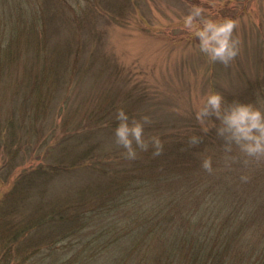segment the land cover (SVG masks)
Listing matches in <instances>:
<instances>
[{
    "label": "trees",
    "instance_id": "16d2710c",
    "mask_svg": "<svg viewBox=\"0 0 264 264\" xmlns=\"http://www.w3.org/2000/svg\"><path fill=\"white\" fill-rule=\"evenodd\" d=\"M131 2L0 0V76L15 75L14 86H0V207L10 203L11 211L25 200L36 203V209H27V222L4 227L6 252L15 246L24 264H264V155H250L226 139L214 114L204 125L194 112L180 121L153 118L144 125V136H159L162 149L136 146L135 158L124 146L104 145L119 124L117 113L109 115L118 87L109 88L110 107L92 110L85 123L68 127L66 114L62 135H55L60 122L45 130L41 118L52 112L47 104L57 90L46 95L40 69L47 68L54 36L66 41L64 48L56 43L52 49L58 58L70 51L75 27L84 35L96 12L119 22L107 12L121 13ZM59 78H52L55 87ZM261 78L246 77L237 91L215 85L224 108L264 96ZM126 97L131 107L121 104L117 111L123 108L134 122L138 99L129 92ZM41 149L54 156L41 162ZM68 165L84 167L92 181L64 199L49 196L37 203L49 187L41 178Z\"/></svg>",
    "mask_w": 264,
    "mask_h": 264
},
{
    "label": "rangeland",
    "instance_id": "374dc122",
    "mask_svg": "<svg viewBox=\"0 0 264 264\" xmlns=\"http://www.w3.org/2000/svg\"><path fill=\"white\" fill-rule=\"evenodd\" d=\"M193 4L202 5L205 16L213 19L232 17L238 21L233 35L238 38L239 52L228 64L210 60L199 49L198 38L183 26V17ZM107 14L115 15L119 22L113 18H100L96 12L88 18L84 35L74 28L69 52L59 54L58 58L56 51L53 52L52 49L57 48L56 43L64 48L66 41L63 42L59 34L54 36L52 46L46 52L49 62L45 60L47 68L40 69L43 77L41 88L47 90L46 95H51L53 91L54 96V90L57 92L47 104L52 112L43 114L41 121L45 123L46 131L53 126L52 121L60 122L56 137L63 134L62 119L66 114L69 115L66 125L72 127L75 122L85 120L92 110L96 112L102 106L110 107L108 101L111 98L108 96L112 92L109 88H119V97L114 101L113 108L110 107L109 115L118 113L117 107L121 104L125 109L131 107L126 97L129 92L134 99H138L139 104L134 111L145 126L148 122L152 123L153 118L165 122L170 119L180 121L183 116L191 118L188 116L193 112L195 121L204 125L205 119L201 122L196 113L207 94L218 91L217 84L237 91L242 88L246 77L252 80L261 75L264 79V0H132L121 13L110 10ZM56 76L60 78L55 87L52 78ZM12 77L15 75L9 72L1 75L0 86H5L7 82L14 86ZM7 88L8 85L6 92ZM243 88L247 89L248 85ZM256 99L250 103L264 109V96ZM145 116L147 120L143 119ZM104 145L108 148L123 146L117 142L115 131L106 137ZM44 150L41 149V162L45 157L49 160V156H54ZM97 151H100L99 148ZM88 172L82 166L72 168L68 165L65 171L41 178V182L46 181L49 187L37 203L45 202L49 196L64 199L73 194L77 186L88 183V178L92 181ZM25 202L23 206L17 204L16 209L11 211L10 203L7 208L5 205L0 207V264H24L18 258V249L16 257L15 246L6 252L8 244H5L4 227H9L14 221L31 218L27 209L31 206L36 209V203ZM46 204L49 203L46 201ZM45 209L42 204V210ZM33 230L36 234L40 232Z\"/></svg>",
    "mask_w": 264,
    "mask_h": 264
},
{
    "label": "clouds",
    "instance_id": "9594fccd",
    "mask_svg": "<svg viewBox=\"0 0 264 264\" xmlns=\"http://www.w3.org/2000/svg\"><path fill=\"white\" fill-rule=\"evenodd\" d=\"M238 21L232 17L213 19L205 16L200 4H193L190 11L183 17V26L198 38L199 49L212 61L228 64L238 54V38L233 35ZM224 97L220 92L207 94L196 113L201 122L208 115H215L222 121L219 128L221 134L227 133L226 139L235 140L250 155H264V109L251 103H233L227 108L223 106ZM119 120L115 128L117 142L127 149V155L135 158L136 146L147 149L155 147L156 153L162 149L159 136L145 139L144 124L140 120L129 122V114L120 108L117 113ZM147 120L148 117L143 118ZM193 143L199 137H192ZM135 144V146H134ZM210 167V160L204 161Z\"/></svg>",
    "mask_w": 264,
    "mask_h": 264
}]
</instances>
